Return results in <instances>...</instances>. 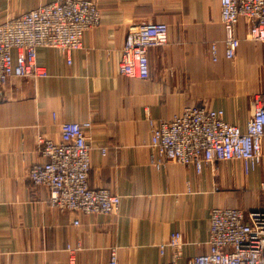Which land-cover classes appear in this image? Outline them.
Returning a JSON list of instances; mask_svg holds the SVG:
<instances>
[{
  "label": "crops",
  "instance_id": "0c3cea01",
  "mask_svg": "<svg viewBox=\"0 0 264 264\" xmlns=\"http://www.w3.org/2000/svg\"><path fill=\"white\" fill-rule=\"evenodd\" d=\"M58 0H0V22ZM101 26L85 32L73 61L56 49L40 48L37 63L48 76L12 78L0 89V264H161L160 253L174 232L183 235V264L209 249L214 207L263 209L264 158L246 173L243 162L221 164L217 174L168 162L151 164L149 119L170 121L187 106L207 103L246 129L253 98L264 92V44L248 39L240 19L241 45L225 57L220 0H94ZM140 22L169 26L168 43L149 51L150 76L119 74L128 27ZM217 46L218 59L211 54ZM63 122H91L90 185L121 196L114 215L80 216L50 206L49 191L35 186L29 169L43 158L37 136L61 138ZM106 149L104 155L102 150Z\"/></svg>",
  "mask_w": 264,
  "mask_h": 264
},
{
  "label": "built area",
  "instance_id": "2783aa9c",
  "mask_svg": "<svg viewBox=\"0 0 264 264\" xmlns=\"http://www.w3.org/2000/svg\"><path fill=\"white\" fill-rule=\"evenodd\" d=\"M220 3L227 59H234L240 48L236 26L242 18L249 23L248 39L264 44V0ZM100 26L101 11L94 0H58L0 22V89L12 78L37 80L48 76L37 63L40 48L58 50L71 64L73 53L83 48L85 32ZM168 36L169 26L163 22L131 24L119 74L147 79L149 51L164 47ZM211 54L218 59L215 43ZM252 106L245 130L228 122L223 109L210 108L206 102L187 106L170 121L150 118L151 164L161 169L175 162L193 166L201 174L206 168L216 173L219 163L241 161L246 173L255 170L264 158V93L254 95ZM91 128V122H63L59 141L39 134L37 144L43 161L34 163L28 172L33 185L49 191L50 206L74 215L75 225L83 215H114L121 203L120 195L90 185ZM102 152L105 155L106 149ZM183 245V235L174 232L167 243L160 245L162 255L167 247L172 249V260L161 264H178ZM208 245L207 252L183 264H264V208H212ZM68 251L69 264H77L76 250L69 245ZM108 264H118L115 248Z\"/></svg>",
  "mask_w": 264,
  "mask_h": 264
},
{
  "label": "rangeland",
  "instance_id": "374dc122",
  "mask_svg": "<svg viewBox=\"0 0 264 264\" xmlns=\"http://www.w3.org/2000/svg\"><path fill=\"white\" fill-rule=\"evenodd\" d=\"M96 2V1H95ZM98 4V3H97ZM99 6V5H98ZM37 9V8H36ZM33 10V9H32ZM26 13V12H25ZM4 21H6V20H4ZM1 22H3V21H1ZM138 80V79H137ZM260 93H264V92H257L256 94H260ZM255 94V95H256ZM176 116V115H175ZM174 116V117H175ZM226 163V162H225ZM262 163V162H261ZM221 164H223V163H219V165H218V167L221 165ZM218 171V170H217ZM217 171H216V173H213V174H217ZM264 183V182H263ZM262 183V184H263ZM261 184V185H262ZM263 190V189H262ZM264 191V190H263ZM256 202L260 205V206H264V192H263V194L261 193L260 195H259V199H257L256 200Z\"/></svg>",
  "mask_w": 264,
  "mask_h": 264
}]
</instances>
